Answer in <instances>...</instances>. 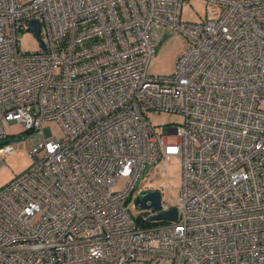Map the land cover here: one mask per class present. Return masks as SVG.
<instances>
[{
    "label": "built area",
    "instance_id": "1",
    "mask_svg": "<svg viewBox=\"0 0 264 264\" xmlns=\"http://www.w3.org/2000/svg\"><path fill=\"white\" fill-rule=\"evenodd\" d=\"M186 2L0 0V141L13 123L34 137L0 189V264H264V0H208L224 11L198 23ZM35 26L40 50L21 52ZM165 32L188 47L152 76ZM149 112L181 121L162 133ZM172 157L176 220L141 227L139 175Z\"/></svg>",
    "mask_w": 264,
    "mask_h": 264
},
{
    "label": "rangeland",
    "instance_id": "2",
    "mask_svg": "<svg viewBox=\"0 0 264 264\" xmlns=\"http://www.w3.org/2000/svg\"><path fill=\"white\" fill-rule=\"evenodd\" d=\"M224 11L223 7L208 2V0H188L181 10V21L198 23L205 21L206 17L210 19H218ZM186 37L177 32H165L159 37L155 54L150 60L147 69L149 75L152 76H169L176 72L179 58L184 54L188 47ZM19 45L17 46L21 52L33 53L40 50L38 38L31 32H25L18 37ZM148 118L150 122L161 127L162 133L165 132V125L177 124L181 121L179 115L149 112ZM49 126L53 136L61 138L62 131L56 122L45 123ZM22 126L17 123L10 124L4 133L13 139L23 138L22 141L8 143L12 147V152L4 156L3 167H0V189L13 180L16 176L24 172L31 164V159L27 156L33 142V134L23 135ZM179 157H172L168 161L159 162L158 166H147L139 175L140 178L136 185V194L143 191H158L161 196L162 205L169 207H178L180 203V193L182 189V169ZM124 179H120L114 189L123 186ZM132 199V200H133ZM134 201V200H133ZM130 213L137 225L145 227L144 221L150 217L149 210H138L132 207L130 203ZM180 218V211H178ZM149 221V220H148Z\"/></svg>",
    "mask_w": 264,
    "mask_h": 264
},
{
    "label": "water",
    "instance_id": "3",
    "mask_svg": "<svg viewBox=\"0 0 264 264\" xmlns=\"http://www.w3.org/2000/svg\"><path fill=\"white\" fill-rule=\"evenodd\" d=\"M33 24H36V21H32ZM38 27H34V33L35 36H37ZM42 46V45H41ZM44 48V46H42ZM22 141L21 138L13 139L8 138L3 141H0V145L5 143H15ZM161 196L158 191H143L139 194L137 193L134 200V207L138 210H149L153 214V216L150 217V221L156 222V221H175L177 216V211L175 207H171L169 210H165L161 212Z\"/></svg>",
    "mask_w": 264,
    "mask_h": 264
},
{
    "label": "trees",
    "instance_id": "4",
    "mask_svg": "<svg viewBox=\"0 0 264 264\" xmlns=\"http://www.w3.org/2000/svg\"><path fill=\"white\" fill-rule=\"evenodd\" d=\"M156 222H152V221H146L144 222L143 224H145V226H151V225H154Z\"/></svg>",
    "mask_w": 264,
    "mask_h": 264
}]
</instances>
